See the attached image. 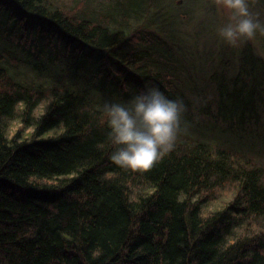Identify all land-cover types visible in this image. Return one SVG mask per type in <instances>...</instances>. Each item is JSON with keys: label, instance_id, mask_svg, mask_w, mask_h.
I'll return each mask as SVG.
<instances>
[{"label": "trees", "instance_id": "obj_1", "mask_svg": "<svg viewBox=\"0 0 264 264\" xmlns=\"http://www.w3.org/2000/svg\"><path fill=\"white\" fill-rule=\"evenodd\" d=\"M178 9L0 0V264H264V31L230 45L206 7L192 31ZM146 85L185 110L132 170L102 107Z\"/></svg>", "mask_w": 264, "mask_h": 264}, {"label": "clouds", "instance_id": "obj_2", "mask_svg": "<svg viewBox=\"0 0 264 264\" xmlns=\"http://www.w3.org/2000/svg\"><path fill=\"white\" fill-rule=\"evenodd\" d=\"M233 10L235 22L221 27L220 37L230 45L252 38L264 25L252 18L246 0H223ZM185 110L182 99L169 97L158 86H145L127 102H106L102 107L109 139L110 159L118 166L147 170L170 152L181 129Z\"/></svg>", "mask_w": 264, "mask_h": 264}, {"label": "rangeland", "instance_id": "obj_3", "mask_svg": "<svg viewBox=\"0 0 264 264\" xmlns=\"http://www.w3.org/2000/svg\"><path fill=\"white\" fill-rule=\"evenodd\" d=\"M174 2V4H178L179 12L184 11L186 13L187 19H189L186 27L192 31L193 30V11L198 9V6H204L206 7V11H211V24L217 25L218 29L223 27V25L220 24V22L217 20V17L223 18L226 21L235 22V17L233 16V10L226 7V5L223 3V0H170ZM197 12V10H196ZM183 15V14H182ZM186 19V20H187ZM195 23V21H194ZM216 27V28H217ZM219 32V31H218Z\"/></svg>", "mask_w": 264, "mask_h": 264}]
</instances>
